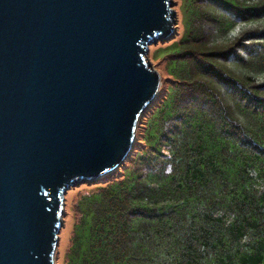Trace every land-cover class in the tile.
Instances as JSON below:
<instances>
[{"label":"trees","instance_id":"1","mask_svg":"<svg viewBox=\"0 0 264 264\" xmlns=\"http://www.w3.org/2000/svg\"><path fill=\"white\" fill-rule=\"evenodd\" d=\"M183 6L133 149L75 201L66 264H264V0Z\"/></svg>","mask_w":264,"mask_h":264},{"label":"water","instance_id":"2","mask_svg":"<svg viewBox=\"0 0 264 264\" xmlns=\"http://www.w3.org/2000/svg\"><path fill=\"white\" fill-rule=\"evenodd\" d=\"M173 0H0V264H55L64 194L133 149Z\"/></svg>","mask_w":264,"mask_h":264},{"label":"rangeland","instance_id":"3","mask_svg":"<svg viewBox=\"0 0 264 264\" xmlns=\"http://www.w3.org/2000/svg\"><path fill=\"white\" fill-rule=\"evenodd\" d=\"M184 0H173V6L176 15L175 21L173 22L172 33L164 38L163 40H158L149 44V49L147 53V59L150 64L158 72L160 68L163 67L165 60L161 57L167 49L166 44L170 41L177 42L185 36L186 29V17L183 6ZM171 47H173L171 45ZM155 49L159 51L156 52ZM160 74V80L162 84V72ZM102 177L95 180H84L82 182L76 183L71 186L64 194V207L61 219V227L58 232V244L55 248L54 262L55 264H66V252L71 243V237L73 234V226L77 220L78 213L75 208V201L81 194L90 193L94 189V185H98Z\"/></svg>","mask_w":264,"mask_h":264}]
</instances>
